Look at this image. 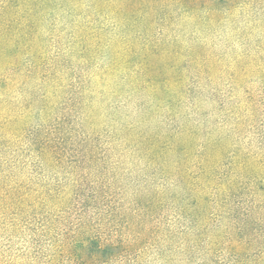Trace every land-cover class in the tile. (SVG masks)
Returning a JSON list of instances; mask_svg holds the SVG:
<instances>
[{
	"label": "trees",
	"instance_id": "1",
	"mask_svg": "<svg viewBox=\"0 0 264 264\" xmlns=\"http://www.w3.org/2000/svg\"><path fill=\"white\" fill-rule=\"evenodd\" d=\"M259 4L251 30L264 36V0H0V264H124L150 240L167 245L169 264H191L207 241L203 257L210 264H264V156L256 161L226 152L220 165L203 166V155L191 147L199 143L198 130L181 129L188 133L182 145L179 135L154 127L163 107L179 118L174 98L183 65L193 60L202 67L208 59L199 64L206 50L201 43L200 50L193 47L197 35L233 27L238 18L249 27ZM169 59L174 65L155 67ZM107 72L122 74L117 85L106 86ZM124 95L142 98L138 123L153 129L134 139L123 134L126 125L113 131L104 161L102 131L91 120L116 124L104 119L103 103ZM31 112L44 124L31 129ZM205 136L202 150L210 144L208 155L219 154L217 140ZM174 144L180 157L174 191L160 196L149 189L151 170L164 173L161 160ZM244 196L249 205L240 208ZM167 208L170 229L160 217ZM212 217L224 235L219 227L210 233ZM27 231L24 249L12 254L2 246Z\"/></svg>",
	"mask_w": 264,
	"mask_h": 264
},
{
	"label": "rangeland",
	"instance_id": "2",
	"mask_svg": "<svg viewBox=\"0 0 264 264\" xmlns=\"http://www.w3.org/2000/svg\"><path fill=\"white\" fill-rule=\"evenodd\" d=\"M259 7L260 4L258 5L256 14H253L252 16L249 15V27H245L247 21L246 19L240 22V18H238L233 23V27H227V29H222L216 33L214 32L212 35L211 33H207V35L203 34L201 36H199V34L197 35L198 40H196L197 42L193 47L195 49H199L197 45L201 43L205 46L206 50L204 51L205 55L199 64L202 62L205 63V56L208 59H206V63L202 67H198V63H195L193 60H190L187 63L185 62L186 64L183 65L186 69L181 71L182 83L179 87H175V92L179 93L177 94L178 96L174 98V109H176V112L180 111L179 118L177 117L175 119V117H172L165 107H163L159 115H156V118H154V121H156V125L154 124V127L157 126L160 129H167V131H171V133H175L177 136L179 135V137H176V142L181 144L183 143L182 145L185 144L186 135L188 138V133H186L184 136L182 133H180V131L183 129L184 133L185 131H189L191 127H194L199 131V143H201V139H203L204 135H206V139L212 138L217 140V143H215L214 146H218L219 154L215 152L211 153L210 156L208 155V151L210 152V149L212 148L210 144L207 145V149L205 150H202V148L199 146V143L196 147L194 144L191 146L193 153L196 151L198 153L197 155L200 156V154H202L203 157L205 154V157L200 159V162L203 164V166H208V163H211V165L214 166L220 165L219 160L222 158H218V156L226 152L229 156L231 155V157H233V153L239 156L250 155L249 157L255 159L256 161L264 156V76L261 74L262 70L264 69V36L262 35L261 31H259V34H257L255 29L251 30L253 29L252 25H254V22L257 21L261 16ZM250 31H252L251 34ZM110 55L111 57L113 55V58H115L114 52H111ZM103 57L104 56L101 55V57H97V59H103ZM232 59H234L235 62H231L233 61ZM166 63H169V65H174L175 60L169 59L159 61L155 67L164 68ZM237 70L238 73L235 72ZM197 73L203 75L204 77H202V79H204L197 80ZM121 75V73H119V75H115L112 72H107V74L104 76V80L107 83L106 86L109 88L113 87V85H117ZM107 97L108 96L105 98ZM125 97L127 96L124 95L121 99L117 100L107 98L108 100H105L103 103L105 110L103 111L101 108L103 116L105 115L104 119H118L116 124L108 123L109 121H107L105 124L106 126H104V122L102 123L100 117L96 123L98 116L95 120H91L93 129H96L95 126H97V129L102 131L98 141L102 145V156L104 161L110 154L109 151H107L109 150L108 142L110 141V136L112 135L113 131L116 133L119 128L123 127V125H126V130H129L127 127L129 126L128 128H130V124H132L131 129L136 128V130H125V133L123 134H126L129 139H134L136 135H140L144 130L146 131L147 127L153 129L150 126L153 123H138V110L141 103L140 99L142 98L135 96L133 99H126ZM107 105L110 107L112 105V108L108 110ZM113 107L117 108V110H114L116 111L113 113L114 116L111 114V110L114 109ZM109 115L113 117L110 118ZM30 116L31 120L27 119L26 124H31L33 126L31 129H34L36 122L40 124H44L43 122H45V119H43L42 115H40L41 120L32 119L34 112H31ZM123 117H125V121L123 120ZM23 124L24 122L22 123L20 121L18 126ZM27 136H29V134ZM27 136L21 140V143L19 142L20 145L23 144V141L24 143L27 142L29 139ZM103 148H105V150H103ZM130 148L131 147L129 146V149ZM229 156L226 158V160H224L223 165H221L222 168L220 167L222 171L228 169L227 163L228 161H231ZM206 158L207 163H205ZM162 159L165 161L161 160L163 164L161 165L160 169H165L167 173L164 171L162 174L160 171L156 170L154 173L151 170V188L149 189L155 192V194L157 192L158 195L161 196L162 194V196H165V189H168L167 195L174 191V179L172 177V174L174 176L176 171L174 168V162H179L180 159V157L177 155L175 144L173 146V150L169 151V153H166L165 157ZM198 161L199 158L197 157L191 161L192 165H196L193 167V171L198 167ZM181 167H183V165ZM146 185L149 186V181L147 184H143L144 187H146ZM139 186L141 188V184H139ZM153 192L150 193L154 195L152 196L153 199H158V197H156ZM245 197L246 196L242 198L243 200H241L242 202L240 201L241 203H236L240 205V208L249 205L250 199ZM229 202L231 203L230 200H228V203ZM156 213L158 214L155 217H158V215L161 214V211L158 210ZM172 213H170L167 208V211L160 216L161 220H163L165 223L164 229H170L173 218ZM88 216L90 218L93 216L95 219L94 213H89ZM219 224V220L215 217H212V222L209 224L210 233L214 231V228L219 227L218 234L224 235L225 229L221 224L219 226ZM222 224H224V222H222ZM149 227H155V220L153 223L146 225L147 231ZM260 228V233L263 234L264 225H261ZM30 233V231H27L25 234H19L21 235L20 238L19 235L16 234L12 239H10V241H3L2 246L6 245V247H8L9 245L11 247L10 249H12V254L17 250L24 249L26 245L25 238ZM151 243L152 242L150 240L148 243L144 244V250L139 254L138 258H135L134 256H127L123 261L124 264H169V261L165 260V255L163 254L166 251L162 249V247L166 249L167 245L161 247V245L159 246L157 244L153 246ZM208 245V241L203 243L205 248H203L199 253H195L191 264L211 263L209 260L206 261L209 256L205 258L203 257L209 248ZM212 247L219 249L222 247V245ZM162 254L164 256H162ZM217 255L218 254H215V256ZM166 258L169 259L168 253L166 254ZM218 258L219 261L222 260L221 256H218ZM223 263L229 264L227 260H225Z\"/></svg>",
	"mask_w": 264,
	"mask_h": 264
}]
</instances>
